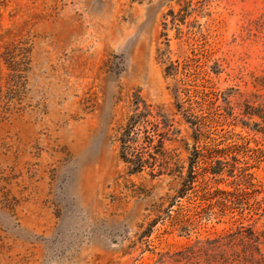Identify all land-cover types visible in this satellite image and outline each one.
Returning <instances> with one entry per match:
<instances>
[{"label":"rangeland","instance_id":"obj_1","mask_svg":"<svg viewBox=\"0 0 264 264\" xmlns=\"http://www.w3.org/2000/svg\"><path fill=\"white\" fill-rule=\"evenodd\" d=\"M187 91L223 109L217 143L260 150L236 165L254 210L180 196L178 174L121 160V129L145 103L187 175L205 144L177 109ZM247 106L264 109V0H0V264H264V129ZM226 161L210 187L233 191Z\"/></svg>","mask_w":264,"mask_h":264},{"label":"trees","instance_id":"obj_2","mask_svg":"<svg viewBox=\"0 0 264 264\" xmlns=\"http://www.w3.org/2000/svg\"><path fill=\"white\" fill-rule=\"evenodd\" d=\"M170 14L173 16L172 23L176 22L178 19L174 17L173 12H170ZM177 33L182 35L179 28H177ZM12 54L13 51H7L8 59L6 61L12 69H15ZM166 72L168 76L177 78L179 66L171 62ZM176 90L177 93H181L179 88H176ZM208 95L204 92L187 91L184 102L177 104V109L183 111L185 121L194 128L196 142L198 144L205 143L201 147H193L186 176H182V172L185 169L183 166L178 167L176 166L177 164H174L176 167L172 166L173 160H177L175 159L176 156L166 150L171 125L159 113H156L150 105L145 103H136L133 114L121 129L119 136L120 158L132 174L149 172L153 177L178 174L183 179L182 188L179 190L180 196L194 190L197 191L196 188H199L197 192L204 197L211 196V194L219 196L220 199L216 203L222 211H234L237 209L242 214L243 211L254 210L259 203H250L251 196L256 193L255 190L251 189L253 187L252 176L246 174L245 169L236 165L241 164V160L259 159L260 150L251 149L249 143L247 141L244 142L245 139L239 135H231V138L236 137L238 141L241 140L242 144L240 145L237 143H226V138L224 137L218 143L216 139L211 138L213 134L210 132L212 125L219 124L216 119H220L223 109L220 106L213 107L214 103L207 100L209 98ZM247 110L244 113L246 117H258L263 121L261 130L263 131L264 109L247 106ZM228 115L231 117V114ZM236 119L233 118L232 120L235 121ZM241 125H243V128H247L245 121ZM258 125L256 124L255 126ZM257 131L260 132V130ZM226 160H232L233 162L232 165L230 164L231 170L229 174H233L235 178L239 179V184H236V188L233 191L210 187L211 182L221 176L225 167L229 166ZM235 172L238 174H234ZM198 183L200 187H197L196 184ZM211 190L213 191L211 192ZM241 230H244V226L238 228L240 233L242 232ZM250 235L254 242L259 241V238L254 236V232L251 229Z\"/></svg>","mask_w":264,"mask_h":264}]
</instances>
